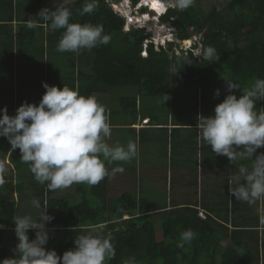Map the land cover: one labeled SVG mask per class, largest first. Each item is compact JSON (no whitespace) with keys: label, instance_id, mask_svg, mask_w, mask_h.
<instances>
[{"label":"trees","instance_id":"trees-1","mask_svg":"<svg viewBox=\"0 0 264 264\" xmlns=\"http://www.w3.org/2000/svg\"><path fill=\"white\" fill-rule=\"evenodd\" d=\"M46 1L0 0V109L6 108L10 116L15 115L22 102L38 103L45 92L42 82L46 81L50 86L57 81L58 88L67 85L78 89L85 96L110 95L117 98L124 113L131 112L136 118L138 98L143 96L163 99V93L169 96L171 88L193 86L200 88V99H204L202 89L226 86L224 79L240 88L264 78V0H229L223 9L212 4L207 11L199 4L202 0H194L184 11L169 5L159 16V22L170 23L178 39L201 34L198 55L184 51L172 41L157 45L144 28L124 29L125 19L108 0H99V8L92 15L79 14L84 0H71L70 7L71 22L103 25L104 33L111 36L110 43L90 51L59 52L57 44L62 29L51 31L43 24L34 29L27 27L30 19L39 20L36 14L46 7ZM130 1L136 4L139 0ZM163 1L172 3V0ZM47 8L54 10L55 6ZM145 10L142 8L141 12ZM174 45L178 46V53ZM208 46L217 53L211 61L202 56ZM85 59L88 72L82 69ZM52 60L56 63L52 64ZM174 67L178 70L176 74L172 71ZM256 106L258 110L264 107V101H257ZM197 109L198 105L191 111V121L197 119ZM129 133L134 135L133 130ZM128 142L122 141L121 145ZM5 157L8 165L3 166L7 171L0 186V225L3 226L0 227V260L14 255L16 246H7L5 242L10 239L17 245L13 218L20 215L23 206L17 200L28 197L29 201L36 198L42 206L46 205V213L53 217L46 225L49 240L45 247L55 250L58 256L74 248L75 236L95 228L113 238L116 255L106 264H123L130 257L135 264H264V211L261 209V216L247 217L246 207L242 205L248 203L235 197L228 203V179L233 173L228 172L226 163L220 175L227 182L215 183L218 190L212 191L213 199L209 202L202 195L199 197L197 182L184 187L179 199L155 202L150 198L155 189L151 188L152 183L147 188L141 185L137 190L114 195L112 171L123 169L124 162L108 164L109 176L97 185L75 184L74 193L57 197L53 195L55 191L34 179L29 164L20 159L19 149L13 150L7 138L0 136V164ZM214 158L228 162L224 156ZM138 159L137 155L131 161L133 171L139 168ZM138 172L141 184L145 179L142 171ZM149 182L157 184L160 180ZM168 190L172 193L171 188ZM28 206L29 214L35 217L37 210L31 203ZM200 210L204 217L198 215ZM154 214L159 216L158 235ZM230 219L232 227L227 225ZM186 229L198 235L181 249L176 244L180 232ZM28 236L34 239L35 232L29 230Z\"/></svg>","mask_w":264,"mask_h":264},{"label":"clouds","instance_id":"clouds-1","mask_svg":"<svg viewBox=\"0 0 264 264\" xmlns=\"http://www.w3.org/2000/svg\"><path fill=\"white\" fill-rule=\"evenodd\" d=\"M108 1L125 19L124 29L131 26L144 28L151 33V39L157 45L172 41L195 55L201 51V34L178 39L170 23L159 22V16L169 5L184 11L194 4V0H172V3L156 0L160 5L159 11L151 6L152 0H139L136 4L130 0ZM70 2L59 0L57 3L54 0L55 9L41 8L36 14L39 20L30 19L27 27L34 29L43 24L51 31L62 29L57 44L59 52L90 51L109 44L111 36L104 33L103 25L71 22L73 10ZM98 8L99 0H84L79 14L92 15ZM142 8L146 10L141 12ZM146 15L155 18L157 24L153 27L158 33L147 27V24L153 25L152 19L147 18L142 23L137 20L144 19ZM178 46L174 45L176 53L179 52ZM202 56L211 61L217 53L214 47L208 46ZM172 71L173 74L178 72L175 67ZM224 80L228 94L215 105L211 115L197 117L198 139L213 153L223 155L229 161L251 162L250 166L239 165L231 177L229 193L237 201L252 205L264 200V153L256 154L257 149L264 148V107L258 110L256 106L257 101H264V78H257L243 91L235 82ZM42 87L45 92L38 103L22 102L12 116L7 114L6 108L0 109V136L7 138L13 150L19 149L20 159L29 164V170L38 183L46 184L50 191L66 189L73 184L95 186L109 176L108 164L127 163L137 157L136 141L130 140L126 146L106 142L105 138H110L112 129L107 109L97 97L81 95L78 89L67 85L58 88L42 82ZM234 89L240 90L239 97L233 93ZM214 96H220L219 89L215 90ZM169 98L163 93V104ZM143 121L146 123L147 119ZM144 122L138 121L137 126L143 127ZM4 159L7 160L6 157ZM6 171L0 164V186L5 182ZM31 204L37 210L36 216L25 214L13 218L18 243L14 255L0 260V264H106L115 257L112 236L95 228L75 236L74 248L60 256L55 250L46 249L49 240L46 225L53 217L46 213L47 206H42L38 199L33 198ZM29 230L35 232L34 239H29ZM197 235L192 229L181 231L176 246L182 249L190 245ZM123 264H135V260L130 257Z\"/></svg>","mask_w":264,"mask_h":264},{"label":"crops","instance_id":"crops-1","mask_svg":"<svg viewBox=\"0 0 264 264\" xmlns=\"http://www.w3.org/2000/svg\"><path fill=\"white\" fill-rule=\"evenodd\" d=\"M51 1L52 0H47L45 2L46 7L52 6L50 5ZM92 95L101 96L100 100L104 101L103 105L106 107L107 102H105L104 98L107 95L95 93ZM142 100L143 97L138 98L139 106L137 104L138 115L136 114V118H133V116L130 115L132 119L129 122H117L114 120L111 123L113 132H111L110 138H107L106 140H111V142H113L114 136L117 138V140L120 138L119 135H113L116 129L118 130V133L122 135L121 142H128V140H133V138L136 139V141L138 140V154L142 151L151 159H161L165 164L164 169H166L165 172L167 173V182L165 186L169 189L172 188V193L175 191L176 187H180L181 185L187 187L189 186L190 182H197L199 188H203V191L201 193V189L198 188L196 192L198 193L199 197L202 195V197L206 198L207 202H209V200H212L209 199V194H212L213 190H218L217 184L215 187V183L225 180V178L220 175V173L224 171L222 168L225 163L227 166H229L228 172L233 174L237 171L241 163L248 164L247 160L237 161L238 166H235V162L229 161V159L228 162L223 161L222 158L221 160H217V158L213 159L215 156L222 157L223 155H217L213 153L207 144L202 143L198 139L199 134L198 130L196 129L197 119L191 121L190 118H188L190 117L188 116L190 114L188 113L187 105H180L172 101L170 106H167L161 110L162 104L160 102L152 100V107H149V105H142ZM203 112L206 113L205 116L212 114V111H204L200 105V107L196 110L195 117L197 118L199 115H203ZM126 114L127 113H123V115ZM130 114L132 113L130 112ZM145 119H147L146 123L143 121ZM138 121L144 122V125H142L143 127L139 128L137 126ZM130 130H133L134 135L129 133ZM187 146H189V150L186 149ZM192 149L195 150V154ZM260 153H264L263 148L257 149L256 154ZM187 157H189V159H187ZM150 158L146 157L142 160L146 163L148 160H151ZM153 159V163L157 164L159 160L154 161ZM204 161L206 163H204ZM152 171L153 175L149 176V180L156 179L159 181L158 167L152 168ZM232 176L233 175L229 176L228 187L230 186L229 183ZM228 199V203H231L234 197L230 194ZM246 209L244 215L248 217V215L250 216L251 212L248 210V208ZM243 211L244 210H242V212ZM259 212H261V210ZM227 225L232 227L233 224L231 223V219ZM258 230V233H260L261 236L263 228L260 226Z\"/></svg>","mask_w":264,"mask_h":264},{"label":"rangeland","instance_id":"rangeland-1","mask_svg":"<svg viewBox=\"0 0 264 264\" xmlns=\"http://www.w3.org/2000/svg\"><path fill=\"white\" fill-rule=\"evenodd\" d=\"M228 1L229 0H202V1H200L199 4L201 5V7H203L204 11H207L211 7L212 4L217 6L220 9H223L224 5H226V3ZM56 2L58 3L59 0H56ZM51 3H52V6H55L54 0H52ZM51 3H50V5H51ZM121 11H122V9H121ZM147 18L152 19V22H153L152 23L153 25L147 24L148 29L152 28L153 33H155L156 28H154L153 26L157 24V21L151 15H146L144 19L138 18L137 20H139L140 23H142L144 20L146 21ZM134 23H136V22H134ZM87 61L88 60L85 59L84 65L82 67L84 72L89 71V66H88ZM54 63H56V61L52 60V64H54ZM46 82L48 83V81H46ZM52 83H53L52 85L57 86V81L52 82ZM248 87H250V86L245 85L244 87H240V89H241V91H243L244 89H246ZM216 89L220 90V96L219 97L214 96V92ZM196 90H198V96L196 98L197 100L195 101V94H197ZM199 91H200V88H195L193 86H184V87L178 86V87L171 88L170 94H169L170 98L167 101H165L164 104H163V99H156V98H150V97L145 98L143 96L142 105H144V106L149 105V107H152L151 101L155 100V101L160 102L162 104L161 110H163L165 107L170 106L171 102L174 101V103H178L180 105H187V110H188L189 114L191 113L192 110L195 109L196 105H198V108L201 105L202 109L204 111H212V113H213L215 105L218 104L219 102H221L224 99L225 95L228 94V92L226 91L225 85L217 87V88H210V87L203 88L202 91L205 93L204 97H203L204 99H200ZM233 93L235 95H237L238 97H239V95H241V92L238 89H234ZM94 96L97 97V99L100 103L104 104V101L100 100L101 96H97V95H94ZM213 99H215V100H213ZM104 100H105V102H107L106 109H107V115L109 117L110 124L114 120L117 122H129L132 119L130 116L131 115L130 112L126 115H123L124 111H122V109L119 107V105L117 103V98L115 100L114 98H112V96L109 95L108 97L105 96ZM190 107H192V108L189 111ZM161 112H163V111H161ZM188 116L191 117V115H188ZM111 129L113 132L112 124H111ZM113 135H119L120 138H118V140H117V138L114 136L113 142H111V140H109V141L106 140V142H108V144H110V145H112V143H113V145H115V144L121 145L122 135H120L118 133L117 129H116V131H114ZM151 154H154V153H151ZM138 156H139V159L137 161V164L139 165V168H137L136 171H133V167L131 165V162L130 163H123L122 164V166H123L122 171H120V170L112 171V175L115 178V180H113V182H112V186L115 188L114 193H116V194H114V193L113 194L117 195V194H120L122 191H133L135 188L137 190L138 187L141 188V185L147 188L148 186H151V183H152L153 186L151 188H155V189H154L152 196L150 198H152V200H154L155 202H161V201L164 202L165 198L167 201L172 200V198L179 199L181 196L182 190H184L183 185H181L180 187H176L175 191L173 192L174 195L172 193H169V190L166 186L164 189L166 173H165V169H164L165 164L163 163V161L161 159H155V158L153 159L152 158L154 161L159 160L158 163L155 164V163H153L152 159L148 155H145L144 152H142V151L138 154ZM146 157L150 158L151 160H148L145 163L142 159H144ZM1 163L3 165H8L7 160H4V159L1 160ZM246 165H248V164H246ZM156 167H158V169H159L158 175H159V180H160V183H157V184H155L153 182H149V176L153 175L152 168H156ZM145 168H147V169H145ZM142 169H145L146 172L143 171ZM138 171H142V177H143V179H145L141 184L139 182L141 179L139 180V176H138L139 172ZM236 172H234V174H236ZM163 183H164V185H163ZM200 189H201V193H202L203 188H200ZM171 190H172V188H171ZM74 191H75V184H73L71 187L66 188V189L55 190L53 195L60 197V196L66 195V193H69V192L74 193ZM17 196H18V194L15 193L14 197L17 198ZM210 197H213V194H210ZM204 199L206 200V198H204ZM209 199H213V198H209ZM29 203H31V200L29 201L28 197H24L22 201L17 200L18 205L19 204L23 205L22 208H20V210H19L20 215H25V214L30 213L29 212L30 207L28 206ZM252 205H254V206H252ZM252 205L250 206L249 204H244L242 206L248 208V210L251 212L250 215H256V214L259 215V213H260L259 211L261 210V208L264 211V200L257 201L255 204H252ZM259 208H260V210H259ZM259 216H261V213ZM153 220H154L157 235H158V234H160L159 233V216L157 214H154ZM5 244L7 246H16V242L13 240H10V239L7 242H5ZM245 245H249V244H247V242H246Z\"/></svg>","mask_w":264,"mask_h":264},{"label":"bare ground","instance_id":"bare-ground-1","mask_svg":"<svg viewBox=\"0 0 264 264\" xmlns=\"http://www.w3.org/2000/svg\"><path fill=\"white\" fill-rule=\"evenodd\" d=\"M150 4L153 8L157 9L158 11L160 10V5L156 0H152Z\"/></svg>","mask_w":264,"mask_h":264},{"label":"built area","instance_id":"built-area-1","mask_svg":"<svg viewBox=\"0 0 264 264\" xmlns=\"http://www.w3.org/2000/svg\"><path fill=\"white\" fill-rule=\"evenodd\" d=\"M155 32L158 33V31H155ZM198 215L201 216V217H204V214L201 212V210H200V212L198 213Z\"/></svg>","mask_w":264,"mask_h":264}]
</instances>
